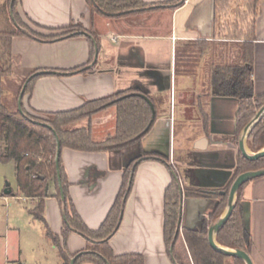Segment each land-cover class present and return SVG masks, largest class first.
<instances>
[{"label": "crops", "instance_id": "obj_1", "mask_svg": "<svg viewBox=\"0 0 264 264\" xmlns=\"http://www.w3.org/2000/svg\"><path fill=\"white\" fill-rule=\"evenodd\" d=\"M144 1L151 7H164L111 17L92 12L88 0H19V15L40 34H60L70 24H80L84 30L56 40L14 36L12 70L21 79L34 71L47 73L36 80L33 90L24 98V107L29 111L75 109L88 100L132 88L142 90L155 101L158 117L141 143L110 151L64 147L61 158L69 181V196L77 212L90 229H98L118 196L131 160L142 151L163 155L167 161L153 156L136 165L131 192L109 244L116 254L144 255L146 264H176L164 237L167 187L174 178L179 179L183 189L181 230L195 227L200 218L208 216L216 201L187 196L184 188L223 187L241 153L239 142L232 138L236 133L238 99L218 94L210 82L215 65L233 61L238 55L239 41L218 35L216 0H183L181 6L173 9L167 4L171 0ZM95 43L98 55L93 63ZM253 44L254 89L257 94H263L264 0ZM194 55L196 66L190 67ZM85 68L90 70L80 71ZM202 109L209 115V127L204 125ZM101 112L91 120L93 137L98 141L106 137L95 138L94 133H102L107 122L113 121L115 130L116 107ZM186 115L196 116L198 129L192 133L188 146L183 142L181 152L176 155L178 120L183 121L179 129L182 137L193 128ZM80 124L87 125L88 121ZM21 196L33 206L37 203ZM242 205L253 239L251 257L254 264H264V176L246 185ZM31 208L27 211L33 217ZM44 214L51 230L62 235L64 213L53 183L45 199ZM44 236L56 253L55 264H63L46 231ZM87 242L83 235L70 230L66 247L76 253L84 250ZM178 242L193 264L182 234ZM9 261L24 264L20 257Z\"/></svg>", "mask_w": 264, "mask_h": 264}, {"label": "trees", "instance_id": "obj_2", "mask_svg": "<svg viewBox=\"0 0 264 264\" xmlns=\"http://www.w3.org/2000/svg\"><path fill=\"white\" fill-rule=\"evenodd\" d=\"M19 0L14 1L13 20L10 13L11 0H0V160L13 161L20 194L34 199L37 203L30 209L34 219L44 224L46 235L55 245L63 264L91 262L95 264H146L144 255L140 253L116 254L109 244L110 237L117 231L124 205L131 192L136 165L145 158H156L167 161L158 153H142L131 160L124 171L121 189L108 214L98 229H90L77 212L69 196V181L63 166L61 154L57 167L58 141L61 150L69 147L82 151L119 150L136 143L150 131L158 117L155 101V114L150 103L137 88L119 91L110 96L88 100L82 106L56 112L34 111L32 114L24 107V98L31 93L35 82L47 73L34 71L25 79L19 88L27 83L22 111L19 107L12 111L4 102L3 78L13 73L12 70V38L18 35H30L37 39L56 40L71 33L84 30L83 26L70 24L60 34L45 36L30 28L17 11ZM171 0V8H177L184 1ZM263 0H216L215 23L218 35L226 39L239 41V53L233 61L217 64L213 67L210 82L218 94L234 96L239 106L236 112V133L232 137L236 143L243 128L255 116L264 104V93L257 94L254 89V44L256 39V21L261 13ZM92 12L111 17L131 16L146 13L149 10L162 9L164 6H149L144 0H88ZM98 42L97 36H95ZM78 70L79 69H75ZM74 70V71H75ZM85 68L80 71H89ZM73 72V71H72ZM30 78V79H29ZM29 79V80H28ZM116 107L114 133L103 140H95L92 133L91 120L94 114L107 106ZM204 115L203 122L209 127V115ZM84 120L87 125L75 126ZM247 146L252 152L264 147V115L255 124L247 137ZM264 168V156L257 160H249L241 153L238 155L232 176L226 185L220 188L188 186L184 193L191 197L215 199L216 204L208 216L200 218L195 227H184L178 233L176 243L181 236L187 245L193 264H246L238 257L225 255L213 249L208 240V228L223 213L228 202L229 189L235 178L248 170ZM60 171V179L58 175ZM251 179L250 181H252ZM246 182L238 191L236 206L232 215L221 228L216 240L230 248H241L252 253L253 239L245 223L242 195ZM60 182L66 196V220L64 230L59 235L51 230L45 218V199L51 183L56 188V196L61 204ZM224 191V193L222 192ZM182 186L176 177L167 187L165 193L164 237L169 255L180 264L175 245H171L179 228L182 208ZM14 194V193H13ZM71 227H69V225ZM70 230H74L87 239V247L79 252L71 253L66 247V238Z\"/></svg>", "mask_w": 264, "mask_h": 264}, {"label": "rangeland", "instance_id": "obj_3", "mask_svg": "<svg viewBox=\"0 0 264 264\" xmlns=\"http://www.w3.org/2000/svg\"><path fill=\"white\" fill-rule=\"evenodd\" d=\"M30 28L33 29L31 26ZM191 59H193V62H189L190 67L196 66V62H194L196 61V55ZM22 81L23 79L14 73L3 78L4 102L12 111L19 107L18 93ZM109 107L114 106H107L101 111ZM27 111L35 114L34 111ZM180 116H178V119L181 118ZM186 116L188 118L187 121L193 128L191 127L188 130L189 134L186 133L187 135L182 137L179 135V129L183 121L182 119L178 120L175 146L176 155L181 152L183 142V145L188 146L193 135L192 133L198 129L196 116ZM80 123H83V121L75 126H81L82 124ZM113 132L114 122L111 121V123L107 122L106 126L102 128V133L95 131L94 136L95 138L107 137ZM7 184L13 189L14 194L6 195L4 193ZM30 207H33V205L26 201L20 194L15 172V163L13 161L2 162L0 160V264H13L9 260L18 257H20L21 262L24 264H55L56 253H54V250L50 247L49 242L44 236V224L29 215L27 208ZM8 230H10L9 233ZM175 253L180 264H191L187 254L181 251V242L177 241Z\"/></svg>", "mask_w": 264, "mask_h": 264}, {"label": "water", "instance_id": "obj_4", "mask_svg": "<svg viewBox=\"0 0 264 264\" xmlns=\"http://www.w3.org/2000/svg\"><path fill=\"white\" fill-rule=\"evenodd\" d=\"M14 1L15 0H11L10 13H11L13 20L15 21V18L13 15ZM182 1L183 0H181L180 2H182ZM15 23H17V22L15 21ZM95 46H96V54H95V59H94L93 63L95 62L97 55H98V49H97L96 43H95ZM42 72H46V71H42ZM26 85H27V83H25L23 85L22 90H21L20 95H19V101L18 102H19V109L21 111H22V101H23V96H24ZM135 94H139V95L143 96L145 99H147V101L150 103V105L153 109V113L155 114V112H156L155 106H154V103L152 102V100L150 99V97L146 93H135ZM263 115H264V104L257 111L255 116L249 121V123L243 128V130L241 131L240 136H239L240 152L245 158H247L249 160H257L260 157L264 156V147L262 149L258 150L257 152H252L250 149H248V147L246 145L247 144V137H248L249 133L251 132V130L253 129L255 124L262 118ZM60 154H61V145H60V142L58 141L57 161H56L57 167H59V156H60ZM58 175H59V179H60V171L59 170H58ZM261 176H264V168H260V169H256V170H248V171H245V172L239 174L235 178V180L233 181V183L229 189L228 202H227V206H226L225 210L218 217L217 220H215L213 223H211V225L208 228V240H209V243L213 249H215L216 251L221 252L225 255H228V256L238 257V258L242 259L246 264H254L251 255L247 251H245L244 249H241V248H230V247H226L224 245H221L216 240V236H217L218 232L221 230V228L228 221L230 216L232 215V212L236 206L238 191L241 188V186H243L246 182L250 181L251 179L261 177ZM229 177H231V176H229ZM228 179H230V178H228ZM228 179H226L224 181V184L227 181H229ZM224 184L222 186H224ZM60 189H61V201H62L64 219L66 220V212H65L66 196H65V192H64V189L62 187L61 182H60ZM222 192L224 193V191H222ZM4 193L6 195L13 194V189L10 187L9 184L6 185ZM180 225H181V215H180V219H179V228H178V231H177V233L174 237V240L172 242V245H171L172 251L174 248V244L176 243V240L178 238V233L180 231ZM69 227H71V226L69 225ZM173 259H174V256H173ZM75 260H76V257H74L71 260V264H75ZM174 261H175V259H174Z\"/></svg>", "mask_w": 264, "mask_h": 264}]
</instances>
